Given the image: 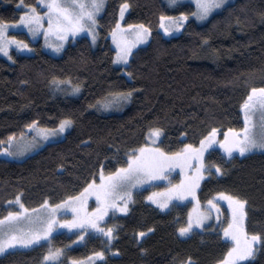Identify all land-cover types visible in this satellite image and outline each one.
<instances>
[{
    "label": "trees",
    "instance_id": "trees-1",
    "mask_svg": "<svg viewBox=\"0 0 264 264\" xmlns=\"http://www.w3.org/2000/svg\"><path fill=\"white\" fill-rule=\"evenodd\" d=\"M37 1L0 0V22H16L24 12L18 5L35 7ZM125 3L124 38L130 40L139 25L150 31L139 41L148 43L133 50L125 66H115L111 37ZM194 11L189 3L170 9L164 0H105L95 47L82 36L59 57L40 50L13 61L0 57V149L13 133L15 139L26 135L33 120L52 130L61 120L72 121L63 139L25 159L0 158V218L17 196L33 210L45 200L57 205L79 194L101 169L108 174L126 166L133 149L149 144L151 129H161L153 143L171 154L187 144L199 145L215 127L199 200L218 193L246 200L245 228L264 237V152L226 161L215 149L222 148L218 141L229 128L243 127L241 106L250 90L264 87V0L230 1L201 25L191 19ZM181 13L189 20L180 35L164 37L161 17ZM65 83L79 88V95H64ZM129 92L121 112L103 110ZM148 192L135 193L127 214L105 222L113 229L111 238L89 234L75 246L74 235L59 233L51 242L0 256V264H217L223 258L230 244L219 232H193L180 239L187 207L161 212L145 202ZM49 250L59 254L45 261ZM99 252L103 255H94ZM242 264H264V241L256 242L254 255Z\"/></svg>",
    "mask_w": 264,
    "mask_h": 264
},
{
    "label": "snow or ice",
    "instance_id": "snow-or-ice-1",
    "mask_svg": "<svg viewBox=\"0 0 264 264\" xmlns=\"http://www.w3.org/2000/svg\"><path fill=\"white\" fill-rule=\"evenodd\" d=\"M175 2L176 0H170V3L174 4ZM222 3L223 0H197L196 6L198 11L194 15L204 18L212 9L219 7ZM102 6L103 0H90L89 3H86L85 0H47L48 12L46 15L48 16V31L45 32V36L48 35V32H55L60 35L61 39H64L67 33H75L84 28H88V31L91 32L92 28L90 25L96 23L95 14ZM127 6V4L121 6V17H123L124 9ZM180 18L187 19V16L181 13ZM41 19V14L36 12L35 8H32L30 13L26 12L21 15L17 23L28 25L29 31L34 32L35 26L42 27ZM161 20L164 21L165 17H161ZM176 23L177 27H179V22L177 21ZM161 27H164L165 32L169 31V28L163 23ZM128 28L132 29L133 26L128 25ZM6 30V22H0V52H4L7 55V48L11 43L27 47L21 41L15 40V37H7L5 35ZM133 31L135 32V39L128 41L124 38V32L119 22H117L116 28L113 29V40L119 49L117 60L126 62L128 56L131 54L132 47L140 40L146 39L150 30L144 25H139ZM93 39H95V36H93ZM55 47L59 51L60 45H55ZM9 59H11L10 56ZM122 95L123 98H127L131 96V92ZM241 107L244 110V126L240 129L229 128L224 133V139L218 141L229 156L232 155L234 149L238 150L241 154L257 148L264 149V87H253ZM253 117H256V119H253ZM71 124L72 121L70 119L61 120L58 131L63 132ZM35 125L36 121L33 120L26 127L32 129ZM39 131L45 139L49 135L56 134L55 130L40 129ZM160 133L161 129L156 128L151 129L149 135L159 136ZM24 135L23 132L20 133L21 137ZM216 137L217 129L213 127L200 140L199 147L187 144L184 145L182 151L171 154L148 145L141 146L139 149H133L127 156L126 166L119 167L107 175L101 169L99 183L93 179L78 196H69L66 201H62L59 205H49L48 201L45 200L44 205L41 207L47 206L51 209L46 216L36 215L35 209L31 210V216H25L24 214L30 210L20 203V208L23 209L22 212L9 211L6 216L0 218V254L5 253L8 249H14L17 245L29 246L39 241L42 236L47 237L58 223L66 225L69 228L79 227L82 233L90 226L102 233H106L111 238L113 229L111 227L107 229L101 228L99 221L107 215L109 209H118L121 212L128 211L127 205L131 200V189L144 180L154 179L158 175H161L165 167L170 168L176 164L183 167L192 160L199 161V167L194 176L186 177L180 184L174 185L167 190L169 198L171 194L179 196H183L185 193L192 194V189L198 186V182L203 176L201 169L204 168V151L216 142ZM14 139L15 134L13 133L8 137V143L12 144ZM0 143H3V141H0ZM31 146L34 145L17 142L14 152H9L7 148L2 149V151L9 155L23 154ZM219 170L217 167V171ZM88 195H95L97 201V207L93 209L92 213H88L84 207ZM156 195L153 194L148 199L152 200ZM217 195L227 200L228 206L231 209L232 218L223 229V234L233 242L232 247L227 250L226 254L217 264H238L239 261L254 255L256 242L264 241V237L259 233L249 234L245 228L244 220L247 215L245 211L246 200L226 193H218ZM16 199L19 202L20 197L17 196ZM117 200L122 201V203L118 204ZM155 202L159 203L162 208L167 206V199L163 202L159 200ZM207 203L213 207H218V205L213 203V200H208ZM61 207L72 209L75 215L71 221H57L56 211ZM24 220L28 221V227L26 228L20 227ZM196 222L200 223V220L198 219ZM190 229L191 219L188 226L181 227L179 231L181 234H186ZM140 235L143 236L144 233L141 232ZM78 238H82V236ZM58 254L59 250L56 253L50 251L44 259L45 261L49 259L54 260ZM94 255L102 256L103 253H94ZM189 261H191V257H189ZM73 264H80V262L73 261Z\"/></svg>",
    "mask_w": 264,
    "mask_h": 264
},
{
    "label": "rangeland",
    "instance_id": "rangeland-1",
    "mask_svg": "<svg viewBox=\"0 0 264 264\" xmlns=\"http://www.w3.org/2000/svg\"><path fill=\"white\" fill-rule=\"evenodd\" d=\"M230 1H233V0H223V3L219 7L212 9V11L204 18H199L198 16L193 14L191 16V19L192 20L194 19V21L198 25H201V24L205 23L212 16V14H214L218 10L220 11V9L222 8V5H224L226 3H230ZM85 2L89 3L90 0H85ZM164 2L167 5V7L170 9H173L176 6L181 5V3H183V4L189 3V4L194 6V8H195L194 13H196L198 11L197 6H196L197 0H176V2L174 4L170 3V0H164ZM104 5H105V0H103V6L95 14L96 23L90 25V27L92 28L91 32L88 31V28H84L83 30L77 31L75 33L69 32L66 34V38L61 39L60 35L56 34L55 32H48V35L45 36V32L48 31V16L46 15V13L48 12L47 0H38L37 6H35V7L22 6V4H19L18 8L23 7L24 12L19 15V18L16 22L6 23L7 30H6L5 35L7 37H15V40L21 41L22 44H26L27 47L25 48L22 45H18L16 43H11L8 45V48H7L8 54L5 55L4 52H0V57L2 59L8 60V61H13L15 59V57H17V56L34 55L39 50L46 52V53H48L54 57H59L62 55L66 46H68L70 43H73L76 39H78L82 36L88 37L90 42H91L92 47H95L97 45V17H99L102 14V12L104 10ZM121 6L119 9V16H118L119 21L118 22L120 24L121 29L124 30V25H123L124 19H125L128 11H129V6H127L124 9L123 17H121ZM32 8H35L36 12L40 13L42 16V19H41L42 27L41 26H35L34 32L29 31L28 25L17 23L20 20L21 15H23L26 12L30 13ZM168 18H172V19H168ZM187 19L189 20V16H187ZM187 19H181L180 16H178V17L177 16L176 17H173V16L165 17L163 24L169 28V31L165 32L164 27H163L162 28L163 36L164 37H171V36L180 35V33L183 30V26L186 25V23L188 22ZM177 21L179 22V25H180L179 27H177V23H176ZM93 36H95V39H93ZM133 36H134V31H133V34L131 36V39L130 40L127 39V40L133 41L134 40ZM111 38L113 39V35ZM147 43L148 42L136 43L135 46L132 47L131 52L133 50L141 47L144 44L146 45ZM55 45H60L59 51L56 50ZM111 46L115 50V53H116L115 59L113 62L114 65L115 66H125L129 60H127L126 62L123 60H117V52L119 51V49L117 48V44L114 40L111 43ZM9 56L11 57V59H9ZM128 59H129V56H128ZM63 87H64V90L62 91V93H64V95H66L68 97H77L80 93L79 88L73 87L69 83H65L63 85ZM59 91H61V89H59ZM127 98H123V95L115 97L114 99H111L112 101L108 102L106 104V106L104 105L105 108H103V110L106 109L108 111V113H112V114L113 113H119L124 109V106L128 103ZM242 112H243V126H244V110H242ZM253 119H256V117H253ZM70 126L66 127V129L63 132H59L58 128L53 129L56 131V134L55 135H49L47 139H45L44 136L39 131L42 128L34 126L32 129H28L25 136L20 137L19 139H14L12 144L7 143L5 145V147H3L2 149L7 148L9 150V152H14L16 150L17 142H20L23 144L34 145V146L29 147V150L24 152L23 154H17V155L6 154L2 151V149H0V158L9 159V160H17V161L23 160L26 157H28L31 154L38 151L39 149H41L42 147H44L45 145L63 139L66 136L67 132L70 130ZM48 130H52V129H48ZM149 133L146 136V141H147V143H149L148 146H150L152 148H159L158 145H156V144L159 141V137L161 136V134L159 136H150ZM153 142H156V144H154ZM214 143L212 145H210L204 151V154H203L204 168L201 169V172H203V176L199 180L198 186H196L195 188L192 189V194L185 193L183 196L171 194L170 198H169V194H168L167 190L172 188V186H174V185L180 184V182L182 180H185L186 177H191V176H194L196 174V170L199 167V163H200L199 161H196V160L190 161L189 164H185L183 167H181V165H179V164L171 166L170 168L165 167L163 169V173L161 175H158L156 178L147 179V180H144L142 183L136 184L135 187H133L131 189V200L128 202V205H127L128 211H129V208H130V205L132 203V200H133L135 193L140 192V191H144V190H149V192L145 196V202L149 205H152L153 207H155L156 209H158L161 212H167L173 206H186L187 207L186 227L188 226L189 221L191 219V229L186 234H181L179 231L178 236L180 239L188 238L193 232H202V231H213L214 232V231H217L220 233L222 240L229 243L230 247H232L233 242L230 240V238H226L223 234V229L228 225V223L230 222V220L232 218V213H231V209L228 206V201L223 199L219 195H215L214 197L209 199V200H213V203L215 205H218V207H213L212 205H209L207 203L208 200L201 202L199 200V197H198V193H199V189L201 187V184L208 177V174L206 173V171H207L206 156L208 155V153L213 148ZM197 147H199V145H197ZM183 149L184 148H182L180 151H182ZM262 152H264V149L257 148V149H254L252 151L245 152L244 154H241L238 150L234 149L231 156H229L225 150H223V152H220V153H221L223 159H225L226 161H230V160L235 159V158H242V157H246V156L251 155V154L262 153ZM212 170L215 174L220 175V170L217 171V167H213ZM99 174H100V172H99ZM99 174H98V177L96 180L97 183H99ZM105 175H107V174H105ZM83 190L81 192H83ZM79 194H77L73 197H76ZM153 194H157L154 197V199H152V200L148 199V197L153 195ZM165 199H167V206L163 207V208L160 207L159 203L155 202L156 200L163 202ZM116 202L118 204L122 203V201H120V200H117ZM20 203H21V201L19 200V202H17V199L9 202L7 204V208H8L7 213L9 211H21L22 212L23 209L20 208ZM59 204H61V203H59ZM59 204H57V205H59ZM49 205H51V204H49ZM84 207L86 208L88 213H92L93 209H95L97 207V201H96L95 195H88L87 196ZM35 210H36L35 214L40 215V216H46L51 211V209H49L47 206H45L43 208L40 207V208L35 209ZM128 211L121 212L118 209H115V210L109 209L107 215H105L103 217V219L101 221H99V226L101 228L107 229L105 227L106 220H108L110 217L123 216V215L127 214ZM7 213H6V215H7ZM24 215L25 216H31L32 215L31 210L29 212L25 213ZM74 215L75 214L72 212L71 208L61 207L56 211L57 221H64V220L71 221L73 219ZM198 219L200 220V223L196 222ZM244 224H245V220H244ZM20 227H25V228L28 227V221L24 220L22 222V224L20 225ZM59 233L65 234L67 236L74 235L75 237L73 239V244H75V246L82 244V242L87 239V236L89 234L103 235V236L109 237L106 233H102V232L98 231L97 229H94L90 226L87 228L86 231H83V233H82V230L79 227L69 228L66 225L58 223L53 228V230L51 231V233L47 237L42 236L39 241L34 242L32 245H29V246L17 245L14 249H8L5 253L0 254V256H3V255L10 253V252L29 250V249H32V248L40 245L41 243H47L49 241L51 242V237L54 236L55 234H59ZM81 236H82V238H78ZM111 237H112V235H111ZM52 249L54 250V248H52ZM49 251L52 252V250H49ZM250 258L251 257H248L242 261H239L238 264H242L243 262L248 261ZM93 263L94 262H91L90 264H93Z\"/></svg>",
    "mask_w": 264,
    "mask_h": 264
},
{
    "label": "bare ground",
    "instance_id": "bare-ground-1",
    "mask_svg": "<svg viewBox=\"0 0 264 264\" xmlns=\"http://www.w3.org/2000/svg\"><path fill=\"white\" fill-rule=\"evenodd\" d=\"M212 149H214V148H212ZM212 149H211V150H212ZM215 149H218L220 152H223V150H224V149L220 150L221 148H219V147H217V148H215ZM83 242H84V241H83ZM83 242H82V243H83ZM72 243H73V242H72ZM52 250H53V249H52Z\"/></svg>",
    "mask_w": 264,
    "mask_h": 264
}]
</instances>
